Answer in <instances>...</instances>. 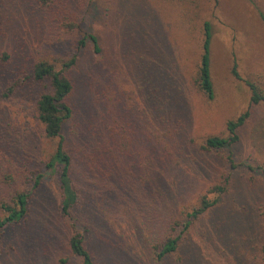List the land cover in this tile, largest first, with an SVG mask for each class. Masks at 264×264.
I'll return each mask as SVG.
<instances>
[{
	"label": "rangeland",
	"instance_id": "374dc122",
	"mask_svg": "<svg viewBox=\"0 0 264 264\" xmlns=\"http://www.w3.org/2000/svg\"><path fill=\"white\" fill-rule=\"evenodd\" d=\"M89 1L0 0V215L2 203L31 189L41 174L28 216L3 234L0 264H63L62 259L72 256V221L62 212L58 177L46 167L56 140L47 136L36 110L49 84L35 81L32 70L41 60L70 56L79 34L67 31L65 23L86 15ZM97 1L112 10L118 0ZM251 1L264 9V0H149L148 10L130 8L138 17L148 14L146 21L151 16L150 32L149 22L130 31L124 23L128 7L123 6L121 16L111 18L104 32L109 41L106 58L94 63L89 48L73 72L76 111L66 136L70 150L78 154L73 156L74 173L83 195L76 213L94 219L89 245L98 264H176L159 262L153 253L165 222L230 173L232 190L194 227L190 250L187 244L182 254L199 264H235V251L229 250L236 249L258 263V247L264 241V106L252 108L240 140L229 149L210 152L201 147L210 135L227 136L226 122L249 108L247 81L264 89V24ZM93 13L82 25L103 31ZM206 20L213 26L212 100L188 81L202 53ZM155 87L161 88L159 96L171 100V125L159 121L160 107L149 95ZM113 91L128 106L122 116L103 101ZM132 124L137 131L149 126L145 137L150 135V141L139 134L128 139L125 148L126 139L111 142L105 171L92 169V154L84 148L89 139L81 134L72 139L70 132L85 127L101 133L113 125L129 136ZM158 140L162 144L155 143ZM145 162L152 169L149 182L143 177ZM99 199L102 204L96 205ZM241 201L249 203L250 212L237 211L227 218ZM217 225L223 229L218 231Z\"/></svg>",
	"mask_w": 264,
	"mask_h": 264
},
{
	"label": "trees",
	"instance_id": "16d2710c",
	"mask_svg": "<svg viewBox=\"0 0 264 264\" xmlns=\"http://www.w3.org/2000/svg\"><path fill=\"white\" fill-rule=\"evenodd\" d=\"M96 2L99 3L97 0H90L87 3V7H84V9L87 16L92 13V10H94L93 15H95L96 19H99L100 22L102 21L103 31L96 32V30L93 31L85 28L82 25L84 23L83 20L86 17L84 13L68 19L65 23L67 31H78L79 34L70 56L64 58V60H56L55 62L49 59L41 60L35 63L32 70V78L35 79V81L46 80L49 84V91L43 93L37 101V117L43 125L47 136L56 140L55 150L46 162V167L51 173L56 174L58 177L62 193V212L72 221V234L69 239V247L72 256L62 259L63 264L69 262L71 259H78L79 264H98L89 245L90 239L96 230L94 219L88 213L86 216H81L76 213L83 195L80 191L79 185H77L76 175L74 173L75 160L73 156H78V154L77 151L72 153L68 146L66 136L67 128H70V125H72L76 111L74 100L76 83L73 78V72L82 62L85 52L89 48L94 63L97 60L106 58L109 41L104 32L108 23L111 22V18L114 16H121L123 6L128 7L124 23H126L127 28L130 31L134 29L140 30L143 27L141 24L145 25L148 22L149 26H146V32L153 31V27L151 26L152 22L149 20L151 16L146 21L145 16L148 14H142V16L138 17L136 16V12L129 11L132 7H141L143 10H148L147 4H149V0H118L115 4V8L112 10L108 9L106 6L104 7L100 5V3L97 4ZM251 3L256 8L264 24V9L259 7L253 1H251ZM127 11L130 13L127 14ZM183 27L185 30L188 29L185 21L183 22ZM212 40L213 26L210 21L206 20L203 24L202 53L193 73L190 75V78L188 76V81L195 87L196 91L210 100L215 97L216 92L212 76ZM4 58L8 59L9 56L5 55ZM236 66L237 65L235 64L233 70L235 74H238ZM136 73L137 76L140 77L139 82L143 83L141 80V72L137 70ZM183 75L181 78L185 80L186 76L184 72ZM144 80L148 84L153 85L152 79L149 76H146ZM247 82L251 91L249 108L237 118L230 119L226 122L228 131L227 136L217 134L208 136L205 139L204 144H201V147L206 151H221L232 147L240 140L239 132L251 118L252 108L259 105L264 106V89H261L252 81ZM123 87L124 85L119 87L121 94L124 93V90L122 89ZM160 90L161 88L158 87L151 88L150 91L152 93L149 95L150 97L156 98V102L160 107L158 110L159 113L161 112L159 121L161 123H167L168 126L172 124L169 115L171 100L170 98L164 99L162 95L159 96L158 93ZM167 92L169 93V91ZM112 93L111 96H108L103 101L107 104V108L122 116L128 106L125 105L124 101L121 99V94L117 95L116 91H113ZM147 128L150 127L145 126L140 131H137V126L132 124V128L129 129L133 132L129 136H127L126 130L118 129L113 125L105 132L102 131L101 133H97L98 131L95 129L91 130L90 128L85 127H81L80 129H70V132L72 139L79 137V134L85 135L86 139H89V141L85 143L84 148L88 150V154H92L91 157H89L93 164L92 169L96 171H105L104 160L111 156V142L119 139H126V143L123 144V148H125L128 139H134L135 137L138 139L139 134L144 136L143 141L146 139V142H149L150 135H146L145 137V132H147L145 130ZM79 130H82V133H79ZM155 143L162 144V141L158 140ZM232 155H235V153L231 149L229 154L231 159L230 162L232 163L231 169L235 167ZM153 159V157H148L149 162H152ZM145 166L147 167V172L143 177L149 182L152 169L146 162ZM40 178L41 174L38 175L35 185L31 189L18 192L11 201L1 204L0 246L3 244V234L6 229H10L17 224H20L28 216L31 207L30 201L34 191L38 188ZM232 186V174L230 173L228 176L223 174L218 181L210 185L206 194L202 193L198 197L195 203L182 205L174 218L165 222L161 239L155 240L153 243L152 248L156 259L159 262L175 261L176 264H199L198 261L196 259L194 260L191 256H185L182 254V251L187 244L190 250L192 230L202 221L204 216L213 210L223 197L232 190ZM210 195H214V197H211ZM95 204L101 205L102 201L99 199V202H96ZM250 209L251 207L248 202H237L234 208H231L230 214L226 215V217H230L237 211L248 213L250 212ZM216 229L220 231L223 228L220 225H217ZM213 234L221 238L223 243L226 241L225 238L222 239V234ZM229 251H235L234 257L231 258V261L235 264H264V241H262L258 247V263H252V259H247L248 256L246 254H242L236 251V249H231ZM201 264L204 263L202 262Z\"/></svg>",
	"mask_w": 264,
	"mask_h": 264
}]
</instances>
